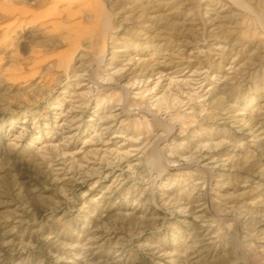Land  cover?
Here are the masks:
<instances>
[{
    "label": "rangeland",
    "instance_id": "obj_1",
    "mask_svg": "<svg viewBox=\"0 0 264 264\" xmlns=\"http://www.w3.org/2000/svg\"><path fill=\"white\" fill-rule=\"evenodd\" d=\"M56 2L0 0V264H264V0Z\"/></svg>",
    "mask_w": 264,
    "mask_h": 264
},
{
    "label": "bare ground",
    "instance_id": "obj_2",
    "mask_svg": "<svg viewBox=\"0 0 264 264\" xmlns=\"http://www.w3.org/2000/svg\"><path fill=\"white\" fill-rule=\"evenodd\" d=\"M63 0H57V2L56 3H60V2H62ZM69 1V0H68ZM41 19V18H40ZM39 19V20H40ZM43 19H41V21H42ZM40 23V22H39ZM46 24V23H45ZM40 25V24H39Z\"/></svg>",
    "mask_w": 264,
    "mask_h": 264
}]
</instances>
